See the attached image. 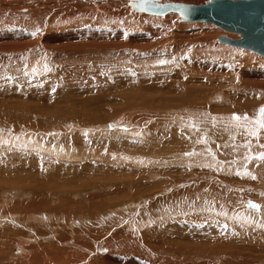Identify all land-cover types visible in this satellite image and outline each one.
Segmentation results:
<instances>
[{"label": "rangeland", "instance_id": "rangeland-1", "mask_svg": "<svg viewBox=\"0 0 264 264\" xmlns=\"http://www.w3.org/2000/svg\"><path fill=\"white\" fill-rule=\"evenodd\" d=\"M160 1L203 4L208 0ZM97 13L107 16L108 20L103 18L94 20L88 15ZM205 26L209 27L205 28ZM220 35L239 38L238 34L226 32L214 23L182 22L178 13L163 16L138 13L129 4L127 5L125 0H0V137L2 138L0 139V235H2L0 254L2 263L35 264L33 262L35 255H32L35 251L34 247H38L37 251L39 247L49 245L59 232L69 236L62 243H57L59 248L66 249L68 253H72L70 252L72 249L86 254L84 247L74 243L78 242L76 240L79 237H81L79 243H86L80 239L84 238L81 236L82 231L89 230V228L85 229L87 221L77 218V222L64 229L62 218L67 211H70L74 214L68 220L73 221L75 214L85 210L83 206L91 202L88 192H79L77 188L55 191L54 194L44 192L48 184L55 183L60 178L59 182L62 177L72 175L80 181L82 186H85V179L102 176L108 182L117 185L119 191L113 188L116 193L128 194L127 197L119 195V198L127 199L126 207L130 211L120 210L118 215H115L117 219L110 223L111 233H116L118 240L123 237L125 231L130 233L131 235H128L132 238L131 244L123 245L126 251L129 250V256L121 248L115 251V257L118 258L116 264H128L125 261L127 257L132 259L131 264H145L144 256L151 259L153 263L157 258L155 264L164 263L170 256V252L166 253L167 250L180 253L173 256L175 260L181 258L174 264H202L203 258L198 257L197 249L194 248L197 244L202 248L208 247L209 251L207 250L204 259L208 257H206L207 254L211 257L212 253V258L208 257L211 264L264 263V227L256 221V225L254 223L252 225L243 218L231 217L229 211L223 214V210L232 208V210L240 211L242 215L250 213L247 219L251 220L250 218L255 216L254 212L247 210L245 205L249 202L250 208L253 205L250 203L252 201L264 205V183H260L258 178L248 177L238 172L222 174L214 167L200 166L199 170L211 172L207 174L206 179L200 178L199 182L204 186L199 185L200 189L196 187L197 190L199 189L198 192L196 189L192 190L194 188L189 189L192 190L190 192L184 189L188 187V183L175 184L177 178L173 175V172L187 171L184 162L176 165L175 160H181L178 154L167 155V158H173L174 162L167 161L163 155L165 147L175 148L180 142L177 152L189 148H191L190 151L195 148H204L202 155L198 153L199 157L196 156V160L205 157L203 160L214 159L217 162L219 159L218 162H220L223 158L221 161H227V165L231 164L233 168H237L236 165H238L248 170L255 169V166L258 168L260 165L254 166L255 160L253 162L251 156L257 151H264V128L258 127L259 125L255 123L257 119H260V108L264 109V65H258L259 61L264 60V56L251 50L221 43L217 39ZM209 43L215 48L207 50ZM100 64L107 66L106 69H111L106 76L114 82L123 81L124 77L119 75L114 78L111 74L112 69L124 70L129 74L144 72L145 76L141 79L153 86L154 95L140 92L138 89H133L129 95L136 94L148 100L155 96L163 100V103L155 102L153 106H148L142 102L135 104L127 102V106H124L121 102L109 101L94 109L85 108V112L79 107L78 99H75L72 105L67 98L73 93L80 99L87 100V104L92 99L93 91L91 90H95L98 94L99 88L94 84L93 86L92 82L97 77L100 78V75L102 76V72L95 71L96 66L100 67ZM80 74L83 75L80 76ZM72 75L75 79L77 77V81L71 78ZM99 86L104 93L107 86ZM167 86L170 88L166 91ZM186 91H192L189 99L185 95ZM211 91L212 94H208ZM220 92L226 95L216 96ZM68 93L70 94L66 95ZM31 104L40 107L34 105L30 108ZM68 107L72 111L81 110L86 114L85 118L79 122L80 119L68 114H59L61 110H70ZM118 108L119 111H116ZM97 111L102 114L103 119L95 121L93 115L97 114ZM152 113L154 114L151 116ZM237 116L242 119L237 120L235 118ZM87 117L89 121L86 120ZM227 118L229 121L226 122ZM185 120L191 125L183 123ZM188 127L195 129L192 131L193 134ZM178 131H184L183 135L178 134ZM187 132L193 136L191 135L190 138ZM253 132L256 135H253ZM194 138L198 140L195 141ZM28 140L29 142H26ZM260 141L263 142L262 145ZM208 142L213 145L212 153L218 152V156L217 154H215L216 157L214 154L209 158L204 156L205 153L209 155ZM229 142L230 144H227ZM63 150L64 155L61 153ZM111 151L117 152L116 155L110 153ZM124 154L128 156L126 158L121 156ZM236 160L239 163L236 164ZM188 168L190 169L185 172L186 175L196 172L194 166ZM86 175L89 176L86 178ZM217 175L225 179L223 184L212 181V176ZM208 176L211 177L212 182ZM187 178L191 179V177ZM248 192H252L253 196L248 195ZM204 193L210 200L203 197ZM178 198L188 204L184 206ZM192 200L195 203L197 201L198 205H210V207L213 205L212 207L219 209V212L213 211L216 214L211 213V215L205 213L206 211L196 213L199 209L196 207L197 203L195 204ZM132 201L136 203L131 208L129 203ZM60 202L66 209L63 207L56 209ZM178 205L180 206L177 207ZM188 205L189 211L166 212L170 206L171 209L176 206L175 210H178ZM76 207L82 210L78 211ZM248 211L250 212L247 213ZM202 213L204 217H195L194 220L198 218L196 220L210 221L211 226L206 229L207 232L195 228L199 230V233L204 234H200L202 235L200 239L184 237L185 231L189 228L182 227L183 221L197 214L202 216ZM148 215L153 217L147 219ZM67 216L70 215L67 214ZM108 217L110 215L106 219ZM110 218L112 219V216ZM218 225L221 227L216 228ZM235 226L237 228H234V231ZM251 226H255V229ZM38 230L43 233L38 234ZM203 236L212 239L206 240ZM86 238L88 239V237L84 239L87 240ZM9 240H11L10 245L2 248V242L6 246ZM148 244L153 246L150 248ZM19 245L21 248L34 250L32 253L29 250L31 254L29 258L28 252L26 253ZM156 246L160 247L156 249ZM186 248L193 252H188ZM222 251L224 252L221 253ZM83 254L78 253L82 256ZM60 255L65 256L64 253L58 254L59 257ZM23 256L28 258V262L23 259ZM82 256H78L75 260H80ZM137 257L139 260L136 259ZM41 261L45 264L43 258Z\"/></svg>", "mask_w": 264, "mask_h": 264}, {"label": "bare ground", "instance_id": "bare-ground-1", "mask_svg": "<svg viewBox=\"0 0 264 264\" xmlns=\"http://www.w3.org/2000/svg\"><path fill=\"white\" fill-rule=\"evenodd\" d=\"M159 2H161V3H169V2H162V1H160V0H158ZM125 2L127 3V5L129 4L136 12H143V13H148V14H151V15H161V16H163V15H167V14H170V13H177V12H168V13H166V14H159V13H152V12H150V11H147V10H141V9H138L137 7H135V6H133V4H132V0H125ZM94 3V2H93ZM121 3H124V2H122L121 1ZM122 5H124V4H122ZM109 6V5H108ZM113 6V5H112ZM95 7V6H94ZM93 7V8H94ZM95 8H97V6L95 7ZM98 9V8H97ZM71 10V9H70ZM101 10V9H100ZM84 11V10H83ZM78 12V11H77ZM87 12H89V11H87ZM81 15H82V13H81ZM91 18H94V20L95 19H99V18H103V20L104 19H106V20H108V18H107V16H104V15H101V14H99L98 15V13L97 14H88ZM178 15H180L179 13H178ZM62 16V15H61ZM122 16V15H121ZM145 16H147V14L145 15ZM83 17V16H82ZM106 17V18H105ZM114 17V16H113ZM80 18V17H79ZM145 18V17H144ZM150 18V17H149ZM112 19V18H111ZM114 19V18H113ZM51 20V19H50ZM120 20H122V19H120ZM150 20H152V18L150 19ZM180 20L182 21V22H203V23H212V22H206V21H185V20H183L182 19V17H181V15H180ZM112 23V22H111ZM215 24V23H214ZM94 25V24H93ZM217 26H219V25H217ZM154 27V26H153ZM209 26H205V28H208ZM220 28H222L223 30H225L226 32H229V33H235V32H231V31H228V30H226V29H224L223 27H221V26H219ZM236 34H238V36H239V38L241 37V35H240V33H236ZM225 38H230V37H228V36H226V35H220L217 39H218V41L219 42H221V43H225V44H227V45H230V46H235V45H231L228 41H226L225 40ZM232 39H238V38H232ZM210 42H212V41H210ZM215 44V43H214ZM209 45H210V43H209ZM216 46V45H215ZM236 47V46H235ZM237 47H239V46H237ZM93 48V47H92ZM215 47L214 46H212V44L209 46V47H207L206 49L208 50V49H214ZM240 48H243V49H246V50H251V51H254V50H252V49H248V48H244V47H240ZM216 50H218V49H216ZM97 51H98V49H97ZM221 51V50H220ZM89 52V51H88ZM94 52V51H93ZM95 52H96V49H95ZM205 52H207L206 50H205ZM254 52H256V51H254ZM90 53V52H89ZM208 53V52H207ZM221 53V52H220ZM256 53H258V52H256ZM63 54V53H62ZM61 54V55H62ZM116 54V53H115ZM258 54H260V53H258ZM56 55L58 56V54L56 53ZM55 55V56H56ZM60 55V56H61ZM64 55V54H63ZM260 55H262V54H260ZM211 56V55H210ZM262 56H264V55H262ZM53 59H54V57H53ZM48 60V59H47ZM263 60V59H262ZM112 62V61H111ZM110 62V63H111ZM254 65V64H253ZM258 65H264V60L262 61V62H258ZM110 67V66H109ZM116 67V66H115ZM118 67V66H117ZM100 68V69H99ZM107 68V66H104L103 64H100V67H97L96 66V69H95V71L97 72H102V76L100 75V74H97V75H100V78H98L97 76H93V77H97L95 80H93V82H92V85L94 84L96 87H98L99 88V92H98V90H97V92H98V94H96L95 93V90H91V91H93L92 92V99H91V102L89 103V104H87V100H83V99H80L79 97H77V96H75V93H73V95L72 96H70L69 98H67L68 99V101L70 102V103H72V105H74V100L75 99H78L79 100V107L81 108V109H83V111L85 112L86 111V109H89V108H91V109H94V108H96V107H99V106H102V105H104V104H106L107 102H109V101H115V102H121V104L122 105H124V106H127V102H129L130 104H135V103H140V102H142L143 104H145V105H148V106H150V105H154V103L155 102H158V104H162L163 103V100H161L160 98H157V97H155V96H153V98L151 99V100H148V99H144L142 96H139V95H129V93H130V91H132L133 89H138L140 92H143V93H148V94H150V95H154V93H155V90H153V86H150L147 82H145L144 80H142L141 79V77H143V76H145V73L144 72H139V73H133V74H129V73H127V72H125L124 70H122V71H118V70H115V69H112V71H111V74L113 75V77L114 78H117L119 75L120 76H123L124 77V80L123 81H119V82H114L112 79H109L107 76H106V73H108L111 69H106ZM111 68V67H110ZM43 69V68H42ZM94 70H93V72L95 73V75H96V72H95ZM156 71H158V70H156ZM82 72H85V71H82ZM90 74V73H89ZM103 74H105V75H103ZM75 75V74H74ZM74 75H72V77L71 78H74L73 76ZM81 75H83V74H80V76ZM77 76V75H76ZM67 77H68V75H67ZM66 77V78H67ZM79 78V77H78ZM64 79V78H63ZM76 79H77V77H76ZM75 78H74V80H76ZM64 81V80H63ZM66 81H68L67 79H66ZM77 81V80H76ZM91 83V82H90ZM85 84H86V82H85ZM84 84V85H85ZM102 85L103 87L104 86H107L105 89H106V91L104 92V93H102L101 92V90H100V88H102L101 86H99V85ZM76 85V84H75ZM75 85H74V87H75ZM80 85V84H79ZM78 85V86H79ZM93 85V86H94ZM87 87V86H86ZM90 87V86H89ZM232 87V86H231ZM170 87L169 86H167V87H165V89H166V91H167V89H169ZM86 89H88V90H90L89 88H86ZM66 90V89H65ZM87 90V91H88ZM73 91V90H72ZM76 91V90H75ZM202 91V90H201ZM77 92V91H76ZM70 93H68V94H66V95H69ZM78 94V93H77ZM190 94H192V91H186L185 92V95H187V98L189 97V95ZM208 94H212V91L211 92H209ZM219 95H226V93H222V92H220L219 94H217L216 96H219ZM207 96V95H206ZM95 97V98H94ZM94 98V99H93ZM218 98V97H217ZM73 99V100H72ZM189 99V98H188ZM221 99V98H220ZM187 100V99H186ZM211 100H212V98H211ZM217 101H218V99H216ZM188 101V100H187ZM184 102H186V101H184ZM183 102V103H184ZM24 103V102H23ZM40 104V103H39ZM34 105H36V104H31L30 105V108H32L31 106H34ZM70 105V104H69ZM72 105H70L71 107H73V108H75L74 106H72ZM46 106V105H45ZM129 106V105H128ZM36 107H40V106H38V105H36ZM64 107V106H63ZM216 107V106H215ZM219 107V106H218ZM225 107V106H224ZM69 108V107H68ZM86 108V109H85ZM38 110H39V108H37ZM45 109V108H44ZM70 109V108H69ZM85 109V110H84ZM66 110V109H65ZM45 111V110H44ZM102 111V110H101ZM107 111V110H106ZM116 111H119V108L118 109H116ZM213 111V110H212ZM84 112H81V110H79V111H72L71 109L70 110H68V111H62L61 110V112H59V114L61 113V114H68L69 116H72V117H74V118H77V119H80L79 120V122L81 121V120H83L84 118H85V113ZM215 112V111H214ZM217 112V111H216ZM58 113V112H57ZM107 114V113H106ZM154 113H152L151 114V116L153 115ZM101 113H98V111H97V114H94L93 115V119L96 121V120H101V119H103V118H101ZM185 115V114H184ZM193 115V114H192ZM209 115H211V114H209ZM219 115V114H218ZM171 116V115H170ZM169 116V117H170ZM203 116V115H202ZM89 117V116H88ZM88 117L86 118V120L87 121H89L88 120ZM184 117V116H183ZM182 117V118H183ZM203 117H205V116H203ZM211 117H213V116H211ZM107 118V117H106ZM205 118H207V117H205ZM65 119V118H64ZM208 119H210L209 117H208ZM220 119V118H219ZM229 118H227L226 119V122H227V120H228ZM68 120V119H67ZM70 120V119H69ZM187 120V119H186ZM183 121V123H185L186 125L187 124H190L191 125V123H187L188 121ZM190 120V119H189ZM193 120H194V118H193ZM225 120V119H224ZM231 120H232V118H231ZM255 120V119H254ZM257 120H259V119H257ZM66 121V120H65ZM195 121V120H194ZM193 121V122H194ZM229 121V120H228ZM70 122H72V121H70ZM78 122V123H79ZM98 122V121H97ZM234 122H236L235 120H234ZM233 122V123H234ZM78 123H76V124H78ZM229 123V122H228ZM256 123V122H255ZM91 124V123H90ZM195 124V123H194ZM193 124V125H194ZM224 125H225V123H223ZM96 125V124H95ZM196 125V124H195ZM194 125V126H195ZM237 125V124H236ZM83 126H91V125H83ZM207 126V125H206ZM248 126V125H247ZM259 127V126H258ZM86 128V127H85ZM177 128V127H176ZM227 129V128H226ZM91 130V129H90ZM188 130L190 131V133H192V131L193 130H195L194 128H189L188 127ZM87 131V130H86ZM238 131H240V130H238ZM237 131V132H238ZM244 131V130H243ZM254 131H255V129H254ZM123 132V131H122ZM17 133V132H16ZM169 133V132H168ZM182 133H184V131H178V134H182ZM197 133V132H196ZM254 133V132H253ZM4 134H6V133H4ZM166 133H164V135H165ZM173 134V133H172ZM193 134V133H192ZM192 134H188V132H187V135H189L190 136V138H191V135ZM234 134V133H233ZM236 134V133H235ZM16 135V134H15ZM21 135V134H20ZM22 135L24 136V134L22 133ZM183 135V134H182ZM194 135H196V134H194ZM198 135H200L199 133H198ZM256 135V134H255ZM259 135V134H258ZM258 135H257V139H259L258 138ZM262 135V134H261ZM26 136V135H25ZM30 135H28V138L29 139H31L30 137H29ZM168 136V135H167ZM175 136V135H174ZM193 136V135H192ZM22 137V136H21ZM17 138V137H16ZM193 138V137H192ZM201 138H204V137H201ZM0 139H2L1 137H0ZM20 138H18V140H19ZM23 139H25V138H23ZM177 139V138H176ZM195 139V141L196 140H198V139H196V138H194ZM239 139H241V138H239ZM191 140V139H190ZM232 140H235V139H232ZM237 140V139H236ZM11 141V140H10ZM20 141V140H19ZM32 140H30V142H31ZM205 141V140H204ZM229 141V140H228ZM259 141V140H258ZM262 141V140H261ZM260 141V142H261ZM21 142H22V140H21ZM26 142H29V140L28 141H26ZM221 141L219 140V143H220ZM225 142V141H224ZM235 142H237V141H235ZM241 142H242V140H241ZM241 142L239 141V143L241 144ZM10 143V142H9ZM57 143V142H56ZM55 143V144H56ZM204 143V142H203ZM60 144V143H59ZM179 144H180V142H179ZM178 144V145H179ZM201 144V143H200ZM207 144V143H206ZM220 144H222V143H220ZM226 144V143H225ZM227 144H230V142L229 143H227ZM226 144V145H227ZM263 144V142H261V145ZM53 145V144H52ZM178 145L176 144V147L175 148H173L172 146L171 147H165L163 150L165 151L164 153H163V155H164V158L167 160V161H173V158H167L168 156L167 155H175V154H178L177 156H179V159H181V160H185V161H181V160H175V163H176V165L177 164H179V163H183L184 162V164H185V166H186V168H187V171H185V172H188L189 170L188 169H190V168H188V167H190V166H194L195 168H194V171H196V172H194V173H192V174H190V175H186L185 174V172L184 171H182L181 173L180 172H173V175L177 178V182H175V184H177V185H183L184 183H185V185L188 183V187H186V188H184L185 190H189V189H192V188H194V189H192V190H195L196 189V187H198L199 189H200V186L201 185H203V184H201L200 182H199V180H200V178L202 177V178H205L206 176H207V174L209 173V172H211V171H208V170H199L198 168L201 166V167H203V168H205V166H209V167H214L216 170H217V172H222V174H231V173H236L237 174V172H238V174L240 173V174H242V175H245V176H248V177H254V178H258L257 180H259V182L260 183H264V159H260L259 157H260V154H262V153H264V151H255L256 152V154L255 153H252V160H253V162H254V160H255V162H254V166H255V164L256 165H258V164H260L259 165V167L257 168L256 166H255V169L257 170H255V169H251V170H248V169H242V168H240L238 165H236L237 164V160H236V167L237 168H233V167H231L230 165H227V161L226 162H223V161H221L223 158H221L220 159V162H218V160H217V162H215V160L214 159H212V160H203V158H205V157H202V159L201 160H196L195 158H196V156L197 157H199L198 156V153L199 154H201V153H203V149L202 148H195V150L193 149L192 151H190L191 150V148H189V149H186V150H184L183 149V151H178L177 152V148H178ZM185 145H187V144H185ZM208 147L207 148H209V155H208V153H205V155L204 156H206V158L208 157L209 158V156L210 155H212V154H214V153H212V152H214L213 151V145L212 144H209V142H208ZM206 145V146H207ZM218 145V144H217ZM264 145V144H263ZM56 146H57V144H56ZM181 146V145H180ZM184 146V145H183ZM55 147V146H54ZM58 148H59V146H57ZM70 147V146H69ZM186 147V146H185ZM251 147V146H250ZM62 148V147H61ZM188 148V147H187ZM264 148V147H263ZM63 149V148H62ZM66 149V148H65ZM262 149V148H261ZM52 150H58V149H52ZM218 150V149H217ZM224 150V149H223ZM70 150H68L67 149V152H69ZM53 152V151H52ZM60 152V151H59ZM64 150L63 151H61V153H62V155H64ZM95 152V151H94ZM70 153V152H69ZM72 153V152H71ZM109 153V152H108ZM110 153H112V154H115L116 155V153L115 152H110ZM159 153V152H158ZM189 154H192L191 156H189ZM215 154H217V156H218V152L217 153H215ZM214 154V156L216 157V155ZM61 155V154H60ZM71 155V154H70ZM166 155V156H165ZM202 155V154H201ZM250 155V154H249ZM121 156H123V157H127L128 155H126V154H124V155H121ZM140 156V155H139ZM171 156H169V157H171ZM222 156V155H221ZM238 157V156H237ZM251 157H250V159H251ZM140 158H143V157H140ZM150 158V157H149ZM162 158V157H161ZM175 158V157H174ZM178 158V157H177ZM177 158H175V159H177ZM218 158H220V157H218ZM217 159V158H216ZM234 160L236 159V158H233ZM238 159H240V158H238ZM243 159V158H242ZM231 161V160H230ZM229 161V162H230ZM174 162V161H173ZM223 162V163H222ZM239 163V162H238ZM243 163V162H242ZM249 163V162H248ZM41 164V163H40ZM247 165V164H246ZM234 166V165H233ZM235 167V166H234ZM71 168H73V167H71ZM192 169V168H191ZM192 172V171H191ZM235 174V175H236ZM57 175H59L60 176V174H57ZM101 175V174H100ZM241 175V176H242ZM261 175H263V176H261ZM22 176V175H21ZM74 176H76L75 174H74ZM87 176H89V175H86V178H87ZM224 176V175H223ZM187 177H191V179H188ZM209 177V179L211 178L210 176H208ZM230 177V176H229ZM239 177V176H238ZM94 178V179H93ZM93 178H89V179H85V186H82V184L80 183V181L78 180V179H76L75 177H73V175L72 176H67V177H62V179H61V181H59L58 182V180L60 179H58L55 183H52V184H48L47 186H46V189H45V194L46 193H53L54 194V192L55 191H57V192H60V191H62V190H65V189H67V188H77L78 190H79V192H88V198L90 199L89 201H91V202H89V204H88V202H87V204L88 205H86V206H83L84 208L83 209H85V210H83V211H80V213L78 212V214L76 215L75 214V216H74V219H73V221H70V220H68V219H70L72 216H73V214H72V212H70V211H67L66 213L67 214H69L70 216H67V214L66 215H63V218H62V220H63V223H64V226H63V228L65 229V228H67V227H69L70 225L72 226V224H74L75 222H77V218H79V220H85V221H87V223H85L86 224V226H85V229H88L89 228V230L88 231H82L81 229V231H82V235L81 236H83L84 238L85 237H88V239L87 240H85L84 238H82V239H80V241L82 240V241H86V243H79V238H81V237H77L78 239L76 240V241H78V242H75L74 244H76L77 246L79 245V247H84V249L86 250V254H83V253H81L80 251H77V250H70V252H72V253H68L67 251H66V249H62V248H59L58 246H57V243H62V241H64V240H67L68 238H69V236L68 235H66V234H64V235H62V233L61 232H59V234L57 235H55V240L54 241H52V242H50V244L49 245H46V246H41V247H39V250H37L36 251V249L38 248H36V247H34L35 249V251L33 250V249H29V248H27V249H25V248H21V246H20V248L21 249H23L26 253H27V257L29 258V256L31 255L30 253H32L33 251H34V253H32V255H35L34 256V263L35 264H42V258L44 259V263L45 264H116V261L118 260V258H117V256L115 257V255H116V250L117 249H119V248H121L122 250H124V251H126L125 249H124V246L123 245H125V244H131L132 243V238H131V236H129L128 234H130V233H128L127 231H125L123 234V237L121 238V236H120V240H118L117 238H118V236L117 235H115V234H112L111 233V229H112V227L110 226V223L112 222V221H115V219H117L116 217L117 216H115V215H118V212H120V210H124V212H126V211H130L129 210V208H127L126 207V200L127 199H125V200H120V198H119V195H123L124 197H127L128 196V194L127 193H124V192H118V193H116L114 190H113V188L116 190V191H119V189H117V185H115L114 183H112V182H108L107 180H105L104 179V177H102V176H94ZM53 179V178H52ZM51 179V180H52ZM206 179V178H205ZM204 179V180H205ZM208 179V178H207ZM208 179V180H209ZM54 180V179H53ZM56 180V179H55ZM223 180H225V179H223L221 176H212V181H214V183L215 182H221L222 184H223ZM4 181V180H3ZM192 181H194L193 183H192ZM210 181H211V179H210ZM211 181V182H212ZM230 181V180H229ZM5 182V181H4ZM202 182V181H201ZM226 182V181H225ZM8 183V182H7ZM9 183H10V181H9ZM49 183V182H48ZM227 183V182H226ZM247 183V182H246ZM206 184H208V183H206ZM210 184V183H209ZM230 184V183H229ZM200 185V186H199ZM212 185H214V184H212ZM217 185V184H216ZM251 185V184H250ZM256 185V184H255ZM113 186V187H112ZM204 186V185H203ZM218 186V185H217ZM261 186V185H260ZM181 187V186H180ZM215 187V186H214ZM259 186H257V188H258ZM122 188V187H121ZM203 188V187H202ZM201 188V189H202ZM207 188V187H206ZM205 188V189H206ZM215 188H218V187H215ZM260 188V187H259ZM43 189V188H42ZM198 189V190H199ZM211 189V188H210ZM11 190H12V188H11ZM192 190H189L190 192L192 191ZM197 190V189H196ZM198 190H197V192H198ZM223 190V189H222ZM228 190V189H227ZM242 190V189H241ZM246 190V189H245ZM248 190V189H247ZM32 191V190H31ZM122 191V190H121ZM218 191V190H217ZM34 192V191H33ZM184 192V191H183ZM186 192H188V191H186ZM189 192V193H190ZM226 192V191H225ZM78 193V192H77ZM178 193V192H177ZM176 193V194H177ZM193 193V192H192ZM226 193H228V192H226ZM79 194V193H78ZM77 194V195H78ZM191 194V193H190ZM201 193H199V195H200ZM223 194H224V191H223ZM249 194H251L252 195V192H248V195ZM197 195H198V193H197ZM202 195V194H201ZM243 195V194H242ZM193 196V195H192ZM195 196V195H194ZM205 196V193L203 194V197ZM216 196H217V193H216ZM226 197H227V195H225ZM253 196V195H252ZM129 197H130V195H129ZM183 197V196H182ZM79 198H81V197H79ZM136 198V197H135ZM177 198V197H176ZM184 198H185V196H184ZM190 198V197H189ZM206 198H208L209 200H210V198L208 197V196H205V199ZM225 198V197H224ZM228 198V197H227ZM259 198V197H258ZM33 199V198H32ZM84 200H85V198H83ZM145 199V198H144ZM186 200H188L187 198H185ZM45 200V199H44ZM43 200V201H44ZM84 200H83V202H84ZM178 200H179V198H178ZM181 200V199H180ZM180 200H179V202H180ZM184 200V199H183ZM185 200V201H186ZM215 199H213V201H214ZM222 200V199H221ZM230 200V199H229ZM253 200H255V199H253ZM18 201H20V200H18ZM18 201H16V202H18ZM30 201V200H29ZM33 201H35V200H33ZM48 201V200H47ZM46 201V202H47ZM190 201H191V199H190ZM193 201V200H192ZM194 201H195V199H194ZM193 201V202H194ZM212 201V200H211ZM250 201V200H249ZM257 201H259V200H257ZM181 202H182V200H181ZM188 203H189V200L187 201ZM223 202V201H222ZM19 203V202H18ZM17 203V204H18ZM23 203V202H22ZM129 203V202H128ZM135 201H132V202H130L129 204H131V208L132 207H134V205H135ZM177 203V202H176ZM183 203V202H182ZM182 203H180V204H182ZM188 203H183L184 204V206L186 205V204H188ZM195 203V202H194ZM196 203H197V201H196ZM195 203V204H196ZM251 203V202H250ZM252 203H253V205H251V206H253V208L250 206V208H249V202L248 203H246V209L247 210H252L253 212H254V214L253 215H255V216H252L253 217V219H255V220H253L252 219V217L250 218L251 220H249V219H247L248 218V216L250 215V211H248L247 213H249V214H245V215H242L241 213H240V211H237L236 209H233L232 210V208L231 209H227V210H223L224 211V213L223 214H227V212L229 211L230 212V216L231 217H234L235 216V218H243V219H245V220H247V221H249L252 225H253V223H254V225H256L255 223L257 222L261 227H264V205H260V204H258L257 202H253L252 201ZM255 203H257V204H255ZM16 204V203H15ZM20 204V203H19ZM18 204V205H19ZM39 204V203H38ZM46 204H48V203H46ZM178 204V203H177ZM207 204V203H206ZM263 204V203H262ZM26 205V204H25ZM78 205V204H77ZM85 205V204H84ZM175 205V204H174ZM174 205H172V207H174ZM32 206V205H31ZM75 206V205H74ZM73 206V207H74ZM81 206V207H82ZM137 206V205H136ZM180 205H178L177 207H179ZM182 206V205H181ZM213 206V205H212ZM210 207V205H208V206H203V204H199L198 205V203L196 204V207H197V209H199L198 211H196V213H198V212H200V211H206L205 213H207L208 215L210 214L211 215V213H214V214H216L215 212H213V211H217V212H219V209L217 210V209H215L214 207ZM57 207V208H56ZM55 208L56 209H60V207H63L62 205H61V202L60 203H58V205L56 206ZM79 207V206H78ZM78 207H76L77 208V210L79 211V210H82L81 208L79 209ZM168 207V206H167ZM171 207V206H170ZM168 208L167 210H166V212H172V211H176V212H185V211H189V205L187 206V207H185L184 209L182 208V209H176L175 210V208H177L176 206H175V208H173V209H171V208ZM32 208V207H31ZM63 208H65V207H63ZM75 208V209H76ZM117 208V209H116ZM181 208V207H180ZM66 209V208H65ZM244 209V208H243ZM53 210V209H52ZM63 210V209H62ZM239 210H241L242 211V209H239ZM13 211V210H12ZM26 211V210H25ZM33 211V210H32ZM159 211V210H158ZM57 212V211H56ZM105 212H109V213H105ZM132 212V211H131ZM210 212V213H209ZM220 212L222 213V211L220 210ZM245 212V211H244ZM253 212H251V213H253ZM52 213V212H51ZM54 213V212H53ZM77 213V212H76ZM201 213V212H200ZM256 213V214H255ZM3 214V213H2ZM50 214V213H49ZM105 214V215H104ZM120 214V213H119ZM218 214V213H217ZM222 214V215H223ZM7 215V214H6ZM108 215H110V217L112 216V219L110 218V217H108V219H106V217L108 216ZM15 217V216H14ZM32 217H33V215H32ZM153 216L152 215H148V217H147V219L148 218H152ZM195 217H204L203 216V213H202V216L201 215H199V214H197V216H194V217H188L187 219H185V220H187V221H183V223H182V227H184V228H186L185 226H187V228H189V230L188 231H185V234L186 235H184V237L185 236H188L190 239L192 238V239H195L196 237L197 238H199L200 239V237L202 236H200V234H203V233H199L198 231L199 230H201V229H203V231H206V229L209 227V226H211V225H209L210 223V221L209 222H207V221H205V220H203V219H199V220H196V219H198V218H196L195 220H194V218ZM211 217V216H210ZM214 217V216H213ZM250 217V216H249ZM47 218V217H46ZM53 218V217H52ZM190 218V219H189ZM7 219V218H6ZM5 219V220H6ZM30 219V218H29ZM114 219V220H113ZM222 219V218H221ZM3 220V219H2ZM8 220V219H7ZM109 220H111V221H109ZM231 220H233V219H231ZM22 221V220H21ZM84 221V222H85ZM132 221V220H131ZM181 221V222H182ZM242 221V220H241ZM246 221V222H247ZM256 221V222H255ZM80 222V221H79ZM103 222V223H102ZM106 222H107V224H106ZM211 222H213L212 220H211ZM221 222V221H220ZM238 222V221H237ZM2 223H4V221H2ZM116 223V222H115ZM215 223H216V221H215ZM234 223V222H233ZM50 224V223H49ZM80 223H78V225H79ZM120 224V223H119ZM179 224V223H178ZM213 224H214V222H213ZM69 225V226H68ZM236 225V224H235ZM49 226V225H48ZM57 226V225H56ZM74 226V225H73ZM176 226V225H175ZM216 225L214 224V227H215ZM221 227V225H218L216 228H218V227ZM222 226H223V224H222ZM230 225H228V227H229ZM238 226V225H237ZM237 226H235V227H233V229L235 228H237ZM240 226V225H239ZM3 227V226H2ZM60 227V226H59ZM93 227V228H92ZM127 227V229L129 228L128 226H126ZM219 227V228H220ZM252 227V229L255 227H253V226H251ZM258 227V226H257ZM199 229L198 231L196 230V229ZM231 228V227H230ZM239 228V227H238ZM260 228V227H259ZM31 229V228H30ZM56 229H57V227H56ZM130 229V228H129ZM235 229H234V231H235ZM243 229V228H242ZM255 229V228H254ZM261 229V228H260ZM259 229V230H260ZM79 230V229H78ZM211 230V229H210ZM215 230V229H214ZM220 230V229H219ZM219 230H217V231H219ZM240 230V229H239ZM244 230H246V229H244ZM257 231H258V229H256ZM81 231H80V233H81ZM216 231V230H215ZM230 231V230H229ZM241 231V230H240ZM51 232V231H50ZM71 232V231H70ZM202 232V231H201ZM207 232V231H206ZM244 232V231H243ZM254 232V231H253ZM37 233L38 234H41V233H43L42 231H40V230H38L37 231ZM79 233V232H78ZM113 233H114V231H113ZM121 233V232H120ZM205 233V232H204ZM211 233V232H210ZM212 233H213V231H212ZM230 233V232H229ZM3 234V233H2ZM234 234V233H233ZM259 234H260V232H259ZM4 235V234H3ZM9 235V234H8ZM71 235H73V234H71ZM131 235V234H130ZM204 235V234H203ZM207 235H208V233H207ZM207 235H205L206 237H207ZM210 235V234H209ZM235 235V234H234ZM264 235V234H263ZM2 235H0V237H1ZM7 235H5V237H6ZM14 236H15V234H14ZM68 236V237H67ZM74 236V235H73ZM78 236V235H77ZM5 237H3V238H5ZM43 237V236H42ZM46 237V236H45ZM71 237V236H70ZM75 237V236H74ZM204 237V236H203ZM209 237V236H208ZM253 237V236H252ZM254 237H256V236H254ZM264 237V236H263ZM262 237V238H263ZM10 238V237H9ZM196 238V239H197ZM205 238V237H204ZM211 238V237H210ZM210 238H205L206 240H209ZM258 238V237H257ZM23 239V238H22ZM212 239V238H211ZM211 239H210V241H211ZM235 239V238H234ZM75 240V239H74ZM203 240V239H202ZM241 240H243L242 238H241ZM2 241V240H1ZM4 241V240H3ZM6 241V240H5ZM69 241H72V240H69ZM239 241V240H238ZM13 242V241H12ZM145 242V241H144ZM257 242V241H256ZM9 243H11V240H9L8 241V243H6V246H4L3 244H5V243H3L2 242V248H5V247H7V245L9 244ZM67 243V242H66ZM72 243V242H71ZM173 243V242H172ZM259 243V242H258ZM38 244V243H37ZM86 244V246H84ZM249 244V243H248ZM10 245V244H9ZM22 245V244H21ZM64 246V245H63ZM130 246V245H129ZM148 246L151 248L152 246H151V244L149 245L148 244ZM29 247V246H28ZM131 247V246H130ZM157 248L156 249H158L160 246H156ZM242 247V246H241ZM260 247H262V246H260ZM31 248V247H30ZM71 248V247H70ZM132 248V247H131ZM155 248V247H154ZM172 248V247H171ZM195 249H197V255H198V257H201V258H203V261H202V264H211L210 263V261H209V258H212V253H211V257L209 256V254H207L206 255V257L208 258H206V259H204L205 258V254H206V252H208L209 250H208V247H206V246H204L203 248L202 247H199V245L197 244L195 247H194ZM7 249H9V248H7ZM128 249V248H127ZM140 249H141V247H140ZM149 249V248H148ZM239 249V248H238ZM253 249H255V248H253ZM256 249H258L257 247H256ZM29 250H31V252L29 253ZM33 250V251H32ZM80 250V249H79ZM151 250V249H150ZM186 250L188 251V252H193L192 250H190V249H188V248H186ZM208 250V251H207ZM244 250V248L242 249V251ZM116 251V252H115ZM166 251V250H165ZM168 252H166L167 254H169V252H170V256H169V258L164 262L163 260V262L164 263H162V262H158V260H157V262H158V264H174L175 262H177V261H179L180 259L178 258V259H174V257L173 256H175L176 254H178V255H180V253H178V252H174V250H167ZM240 251H241V249H240ZM253 251V250H252ZM259 251H260V249H259ZM102 252H104V254L102 255ZM147 252H149V250H147ZM146 252V253H147ZM151 252V251H150ZM183 252V251H182ZM224 251H222L221 253H223ZM254 252V251H253ZM253 252H252V254H253ZM258 252V251H257ZM261 252V251H260ZM60 253H64V255L65 254H67V255H65V256H61V257H59L58 256V254H60ZM78 253H80V254H83V256L82 255H78ZM122 253V252H121ZM120 253V254H121ZM123 253H125V252H123ZM126 255H128L129 254V250L128 251H126ZM145 253V254H146ZM162 253V252H161ZM220 253V254H221ZM262 253V252H261ZM20 254H22V252L20 253ZM254 254H256V253H254ZM259 255H261L260 253H258ZM160 255V254H159ZM184 255V254H183ZM187 255V254H186ZM197 255H194L195 257L197 256ZM219 255V254H218ZM232 255V254H231ZM4 256V255H3ZM25 256H26V254H25ZM25 256H23L24 258L23 259H25L26 260V262H28V258H26ZM78 256H82L83 258H81L80 260H75L76 258H78ZM129 256V255H128ZM132 256H134V255H132ZM144 256V255H143ZM165 257H166V254L164 255ZM192 256V255H191ZM214 256V255H213ZM220 256V255H219ZM39 257V259H36V258H38ZM136 257V256H135ZM156 257V256H155ZM154 257V258H155ZM157 257H159V256H157ZM215 257V256H214ZM144 258V261L146 262L145 264H147V263H149V264H155L156 263V260L155 259H157V258H153L154 259V263H153V261L150 259H148L147 257H143ZM147 258V259H146ZM135 259V258H134ZM136 259H138L139 260V258L137 257ZM160 259V258H159ZM162 259H164V258H162ZM6 260V259H5ZM130 260H132L131 258H126L125 259V261H127V263L128 264H131V262L132 261H130ZM182 260H184V259H182ZM261 260V259H260ZM2 261V255L0 254V262ZM160 261H161V259H160ZM188 261V260H187ZM212 261V260H211ZM262 261V260H261ZM119 263V262H118ZM124 263V262H123ZM0 264H6V262L5 263H0ZM7 264H8V262H7ZM264 264V263H263Z\"/></svg>", "mask_w": 264, "mask_h": 264}, {"label": "water", "instance_id": "water-1", "mask_svg": "<svg viewBox=\"0 0 264 264\" xmlns=\"http://www.w3.org/2000/svg\"><path fill=\"white\" fill-rule=\"evenodd\" d=\"M132 4L152 13L177 12L185 21L215 23L228 31L240 33L238 39L225 38L231 45L264 55V0H208L203 4L132 0Z\"/></svg>", "mask_w": 264, "mask_h": 264}, {"label": "snow or ice", "instance_id": "snow-or-ice-1", "mask_svg": "<svg viewBox=\"0 0 264 264\" xmlns=\"http://www.w3.org/2000/svg\"><path fill=\"white\" fill-rule=\"evenodd\" d=\"M237 120L242 119V117H235ZM243 119H247V117H243ZM260 128H264V109H261L260 119L256 121ZM255 135V133H253ZM260 159H264V153L260 154Z\"/></svg>", "mask_w": 264, "mask_h": 264}]
</instances>
